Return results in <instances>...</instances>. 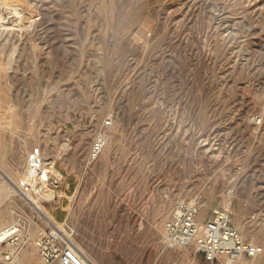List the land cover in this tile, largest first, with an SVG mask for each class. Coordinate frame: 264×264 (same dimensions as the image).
I'll list each match as a JSON object with an SVG mask.
<instances>
[{
  "label": "rangeland",
  "instance_id": "374dc122",
  "mask_svg": "<svg viewBox=\"0 0 264 264\" xmlns=\"http://www.w3.org/2000/svg\"><path fill=\"white\" fill-rule=\"evenodd\" d=\"M34 149L56 185L28 194L45 218L0 180L13 264L51 222L95 264H234L166 244L184 201L198 222L230 203L264 264V0H0L1 173Z\"/></svg>",
  "mask_w": 264,
  "mask_h": 264
},
{
  "label": "built area",
  "instance_id": "2783aa9c",
  "mask_svg": "<svg viewBox=\"0 0 264 264\" xmlns=\"http://www.w3.org/2000/svg\"><path fill=\"white\" fill-rule=\"evenodd\" d=\"M251 120L256 126L263 123L260 114L253 115ZM105 124L109 125L110 121L105 120ZM103 144L102 137L95 140L89 150L91 159L98 156ZM27 163L28 171L25 178L17 186L19 192L29 194L35 184L42 181L49 187H55L53 176H46L43 172V160L38 149L29 153ZM197 209L195 203L185 201L175 207L171 219L165 224L164 240L168 246H193L206 261L212 262L223 257L234 264H253V261L263 253L261 246L245 242L232 225L233 213L230 203L213 210L212 216L205 222L196 220ZM73 233L69 227H59L54 223L50 229L34 239L33 245L39 255L40 264H95L81 253L74 241ZM4 245L5 247L0 250V264H11L17 244L4 242Z\"/></svg>",
  "mask_w": 264,
  "mask_h": 264
},
{
  "label": "bare ground",
  "instance_id": "6f19581e",
  "mask_svg": "<svg viewBox=\"0 0 264 264\" xmlns=\"http://www.w3.org/2000/svg\"><path fill=\"white\" fill-rule=\"evenodd\" d=\"M43 172H44V169H43ZM0 177H1V179L4 181V179H5V181L6 182H8L9 184H11V185H13V187H14V189L15 190H17L18 191V188H17V186L19 185V183L18 182H20L21 180H12L10 177H8L7 175H3V173H1V170H0ZM55 180V182H56V178H54ZM4 181V182H5ZM0 190H2V191H4L5 190V188L3 187V185H2V188H0ZM51 192H52V190H48V191H42V195H44V197H47V198H49V196H50V194H51ZM1 194H3V193H0V195ZM22 194V193H21ZM27 200H29L30 202H31V204H33L34 206H35V208L37 209V210H39V212L41 213V215L43 216V217H45L46 215L45 214H43L42 212H41V209L35 204V203H33V201L28 197L29 195L27 194V195H24V194H22ZM46 218V217H45ZM50 222V221H49ZM53 225V223L51 222V226ZM60 227V226H59ZM16 230H18V229H16L15 228V225L14 224H10V225H8V226H6V227H4V228H0V241L1 240H4V239H6V238H8V237H10V238H12L11 236H13V235H15V234H17L16 232ZM9 239V238H8ZM82 253V252H81ZM83 254V253H82ZM84 255V254H83ZM85 256V255H84ZM13 260H12V264H13Z\"/></svg>",
  "mask_w": 264,
  "mask_h": 264
}]
</instances>
